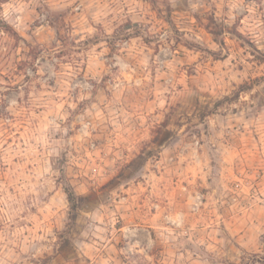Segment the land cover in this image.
Instances as JSON below:
<instances>
[{
	"label": "rangeland",
	"instance_id": "rangeland-1",
	"mask_svg": "<svg viewBox=\"0 0 264 264\" xmlns=\"http://www.w3.org/2000/svg\"><path fill=\"white\" fill-rule=\"evenodd\" d=\"M0 264H264V0H0Z\"/></svg>",
	"mask_w": 264,
	"mask_h": 264
},
{
	"label": "built area",
	"instance_id": "built-area-1",
	"mask_svg": "<svg viewBox=\"0 0 264 264\" xmlns=\"http://www.w3.org/2000/svg\"><path fill=\"white\" fill-rule=\"evenodd\" d=\"M92 172H93L94 174H96V173L98 172L97 167H94L93 170H92ZM240 190H241V188H240V184H236V189H235V191H236V194H235V195H236V196H239V192H240ZM237 192H238V194H237ZM236 196L234 197V200H235V201H237V199H238Z\"/></svg>",
	"mask_w": 264,
	"mask_h": 264
}]
</instances>
